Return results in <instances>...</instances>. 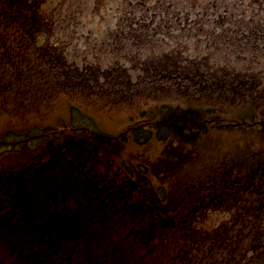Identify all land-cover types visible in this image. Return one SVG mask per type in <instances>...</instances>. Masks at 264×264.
Segmentation results:
<instances>
[{
    "label": "trees",
    "instance_id": "16d2710c",
    "mask_svg": "<svg viewBox=\"0 0 264 264\" xmlns=\"http://www.w3.org/2000/svg\"><path fill=\"white\" fill-rule=\"evenodd\" d=\"M90 1L93 8L84 17L99 16L110 4ZM55 2L0 0L2 101L13 92L33 107L36 102L51 106L66 97L74 125L62 127L55 136L74 131L78 120H90L76 101L85 108L106 104L107 111L154 108L155 114L183 125L192 116L193 136L183 135L174 144L171 128L167 134L166 126L160 128L157 134H169L160 139L171 146L137 171L147 185L144 190L134 186L139 177L132 170L131 183L123 182L121 188L103 177L100 183L118 185L115 190L97 188L88 177L80 179L73 163L89 157L84 151L88 139L80 134L72 145L70 137L63 158L52 154L49 163L19 171L0 191V264H264V145L256 162L238 165L226 159L220 172H212L219 170L216 164L172 188L162 183L165 177L180 178L168 169L181 168L185 145L195 146L201 131H224L225 124L238 119H264V0H154V17H143L140 23L154 24V35L165 29L173 34L171 28L190 30L196 38L205 37L204 49L192 41L166 49L170 45L151 41L152 28L146 26L142 40L113 36L115 58L95 55L82 64L71 60L58 28L68 19L69 24L81 22L85 12L65 16L59 8L67 0L51 7ZM199 6L207 14L212 10L213 16H201ZM101 82L107 84L101 87ZM199 113L206 117L198 120ZM207 117L216 125L210 126ZM152 125H140L130 134L144 143ZM92 138L102 140L96 133ZM174 156L178 161L171 160ZM154 176L160 178L158 184ZM135 193L143 200L134 198Z\"/></svg>",
    "mask_w": 264,
    "mask_h": 264
},
{
    "label": "rangeland",
    "instance_id": "374dc122",
    "mask_svg": "<svg viewBox=\"0 0 264 264\" xmlns=\"http://www.w3.org/2000/svg\"><path fill=\"white\" fill-rule=\"evenodd\" d=\"M59 1L56 0L51 7L59 6ZM205 2L206 0H204ZM154 6V0H110L108 8L104 9L99 16L88 14V17H84L86 12L89 13L92 10L93 1L67 0L66 4L59 8L62 15L77 14L81 11L85 13L82 14L81 22L79 20L78 22H74L72 20L73 24H69L68 19L62 27L58 28V33L63 43L66 44L65 48L70 51L69 56L71 60L76 61L78 64L84 63L85 57L92 61L95 55H112L113 57L111 58H115L114 50L110 46L114 42L113 36L122 33L124 39H134V36H136V39L142 40L146 37V26H151L152 28L151 41L170 45L166 46V49L172 47L175 42L189 44L191 41L199 42L201 49H204L206 41L203 40L205 37L196 38L190 30L182 31L171 28L173 34H171L172 31L170 29H165L162 33L154 35V24L148 23L146 25L143 22L140 23L139 20H142L143 17H154ZM197 9L195 10L203 17H206V15L208 18L213 16L210 9L208 11L209 14L206 13L202 6H199ZM132 21L137 22L130 26ZM120 22H122V28L118 26ZM65 25L69 26L68 29H66ZM203 28H209L208 24ZM212 37L208 39L213 40ZM153 42H150L151 47ZM119 52L120 50L117 54ZM107 65L109 67L114 66L112 61H108ZM106 84L105 82H101L100 86L104 87ZM6 96L8 97L7 101L4 102L0 99V191L6 189L8 180H15V177H19V171L27 173L28 170L37 169V167L43 166L44 163H49L52 154H56L57 151H59L58 154L63 158L64 143L69 141L70 137H72V145L78 143V139L82 136L80 134H83L88 139V144L84 151H86V155H89V158L81 159L83 162L78 163L79 158L72 154L75 158H78L73 163L76 170L75 175H78L80 179L88 177L87 181L96 184L97 188L119 189V187L121 188V184L126 182L128 184L131 183L127 180L131 170L136 171L134 176L137 178V171H139L140 167L142 168L145 164L150 166L151 163L157 161L162 156L165 148L171 146V144L161 140L162 137H168L169 134L166 135L168 128H171L169 138L174 140L172 141L174 144L183 138V135L187 134L190 137L188 135L190 133L189 130L194 128L192 116L186 117L184 120L185 125H189V127H176L165 120L157 124L160 119L164 117L166 119L168 116L155 114L154 108L146 110L147 112L145 113L148 114V118V116L144 117L140 113L144 111L141 109L127 108V106L121 105L122 107H116L117 109L108 112L104 109L106 104H95V106L91 105L85 108V106L76 101L77 105H81L85 109H82V112L91 117L90 120L87 122L78 120L77 124L79 125L76 124L77 126L74 128V131L67 129L63 135L55 136L54 134L61 130L62 127L73 124L70 119L72 115L66 97H60L51 106L36 102L33 107L32 102L26 105L22 104L18 93L13 92ZM83 98L81 94L80 100H83ZM76 112L78 113L79 109ZM196 116L198 120L206 117L202 113L196 114ZM205 119L206 122H210L211 120L208 117ZM238 120L237 122L225 124L227 127L224 131L216 129L201 131L198 134V139L195 141V146L191 148L190 145H185V152L182 153L184 160L181 163V168L175 170V166H173L168 169L176 171L180 178L165 177V181L161 182L168 184L172 188L173 185H176L175 182H183L184 180L206 173L207 169L214 167L216 164H218L219 170L212 172H220L224 166L226 167V159H234L232 164L239 161L238 165H241L243 161H246L248 164L250 161L256 162L260 160L262 157L260 151H262L264 145V123L262 122L264 119L259 121L260 124L255 119ZM216 122L211 121L209 125H216ZM150 124H153V127H151V137L144 140V143H138L130 134V131L140 125L149 127ZM220 124L223 125L224 123L220 121ZM233 124H238V127L232 126ZM162 125H167V129H165L166 134H162L161 136L157 133H160V128L164 127ZM181 126L184 125L181 124ZM202 126L203 124L199 128L202 129ZM78 127L84 130L81 131V128L79 129ZM165 130L161 131V133H164ZM46 131H48L47 135H43ZM96 132L115 137L116 139L103 140L101 144V139L95 140L92 138ZM122 132H124V135L119 137L118 135ZM37 133H41V139L37 138L39 135ZM190 135L193 136V133H190ZM67 146L68 144L65 143L64 147ZM66 151L68 150L66 149ZM256 151H259L260 154ZM240 157L244 159L240 161ZM171 160L174 162L178 161L175 156L171 157ZM77 165L82 166V168ZM110 170H112L111 173ZM260 175L261 172L257 171L255 177H259ZM103 177H110V180L119 182V187H117L118 185L110 187V184H107V186L102 185L100 181ZM159 179L154 176L153 182L158 184ZM81 182L83 181L81 180ZM134 183V186L141 190L147 188V185L143 183L140 177ZM114 192L109 194V197H113L115 195ZM139 196L138 193L134 194V198L136 199ZM142 197L143 195L141 194L140 200H143ZM121 201V199L117 200L118 203ZM223 217L225 215L221 218Z\"/></svg>",
    "mask_w": 264,
    "mask_h": 264
}]
</instances>
